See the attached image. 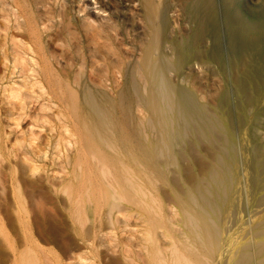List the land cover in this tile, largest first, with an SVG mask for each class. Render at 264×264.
<instances>
[{"label": "bare ground", "instance_id": "obj_1", "mask_svg": "<svg viewBox=\"0 0 264 264\" xmlns=\"http://www.w3.org/2000/svg\"><path fill=\"white\" fill-rule=\"evenodd\" d=\"M10 1L15 24L5 25L4 21L3 33L0 27L1 36L4 34L0 36L2 65L7 70L1 79L10 83L0 85V163L13 156L22 162L18 179L7 185L6 177L0 178L4 198L14 200L11 209L23 214L31 208H57L55 203L28 198V187H37L40 181L26 174L40 166L50 172L53 165L55 173L60 166L61 175L47 177L45 184L57 195L65 194L64 207L79 220L94 209L93 201L101 199L111 223L120 220V213L127 216L132 212L147 226L150 237L141 244L145 251L136 254L134 263L264 264V85H258L254 71L248 72L246 55L231 65L235 103L230 90L224 88L217 104L209 106L192 85L175 87L167 76L191 58H213L200 42L206 33L205 21L217 16L218 3L187 2L190 14L203 27L173 43L177 59L159 50L162 27L152 30L136 70L143 86L136 85V77L132 82V90L142 96L151 117L137 123L133 116L121 119L116 105L99 100L93 91L85 93L87 103L80 105L71 85H58L61 79L47 58L41 61L39 39L45 20L32 15L20 0ZM160 16L156 12L153 18ZM257 28L255 22L244 25L250 33ZM97 47L102 50L104 45L99 42ZM196 71H200L198 67ZM41 99L72 102L73 119L68 117L62 129L52 128L46 137L36 127L45 116L40 110L52 106ZM20 133L27 134L24 141ZM73 134L77 135L75 141ZM75 143V152L70 151ZM62 146L66 147L63 154L51 153L55 148L62 151ZM58 161L60 165H56ZM172 168L181 175L175 184V213L166 208L158 186V180L166 181ZM171 213L178 217L172 218ZM157 227H166L167 234L157 236ZM161 235L166 238L164 244L158 242ZM23 260L34 262L31 257Z\"/></svg>", "mask_w": 264, "mask_h": 264}, {"label": "rangeland", "instance_id": "obj_2", "mask_svg": "<svg viewBox=\"0 0 264 264\" xmlns=\"http://www.w3.org/2000/svg\"><path fill=\"white\" fill-rule=\"evenodd\" d=\"M9 1L0 0L2 33V26H12L13 22V25L15 24L10 6L12 3ZM20 1L32 15L45 20V23L41 20L44 25L41 24L39 39L42 45L41 61L48 60L50 67L61 79L58 85H71L77 92L80 105L87 103L85 93L93 91L99 100L106 102L108 99L116 105L121 119L126 115L133 116L137 123L151 117V111H148L142 96L132 90V82L136 77L135 84L139 83L138 87L143 86L136 70L139 69L140 59L150 42L152 30L158 26L162 27L159 50L164 49L166 54L177 59L173 43L183 37H190L203 27L200 21L190 14V8L187 6V2L194 0ZM215 2L218 3L217 16L205 21L206 33L200 42L207 55L213 58H191L181 67L169 71L167 75L169 82L175 87L192 85L199 98L212 107L217 104V98L224 88L230 90L232 102L235 103L236 91L231 81V65L232 61L241 55L247 56L248 72L254 71L259 79L258 85H264V0ZM10 10L12 13L7 12ZM156 12L161 15L157 19L153 18ZM7 16L9 18L6 21ZM250 22L257 24L256 33L244 29V25ZM25 34L23 38L28 39ZM99 42L104 45L102 50L97 47ZM38 57L40 58V55ZM2 62L0 52V85H9V82H5L6 79H1L5 71L7 72ZM197 67L200 70L198 72ZM40 101L52 106L46 111L40 110V113L45 115L36 127L41 136L46 137L52 128H55L54 131L62 129L65 120L73 119L71 100ZM71 128L76 129L73 124ZM19 137L24 141L27 134L20 133ZM76 138V134L71 135L74 141ZM76 147L77 143L71 146L70 151L75 152ZM61 149L62 151L59 148L52 149L51 153L63 154L66 147L62 146ZM15 158L13 156L5 160V163H0V178L2 177L3 181L6 177V183L13 178L18 179L20 175L22 162H19L20 158L18 161L13 160ZM59 159L61 161V157ZM42 162L44 161L40 163L46 165ZM14 164H17V168ZM56 165H60V162ZM54 167L55 165L47 172L40 166L35 173L26 174L28 178H38L40 181L37 187H28V198L31 201L37 198L44 203H55L57 208L54 210L39 211L31 208L27 213L19 214L10 207L14 203L13 198H4L6 195L2 194L0 183V264H31L25 262L23 257H31L33 264H146L139 260L134 263L136 254L145 251L141 250V244H145L150 237L147 226L138 216L132 212L127 216L120 213V220L115 224L111 223L104 202L97 199L92 203L94 209L86 211L85 218L79 220L73 211L64 207L65 194L61 192L57 195L45 184L47 177L61 175L58 171L60 166H56V174ZM5 170L8 174L3 172ZM171 170L168 181L158 180L159 195L166 208L176 212L173 197L178 190L175 184H179L181 175L174 171L175 169ZM174 213H171V217L177 218ZM175 226L179 228L176 222ZM154 232L157 236L167 234L166 227H157ZM165 239L161 235L158 242L164 244Z\"/></svg>", "mask_w": 264, "mask_h": 264}]
</instances>
